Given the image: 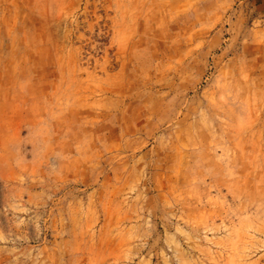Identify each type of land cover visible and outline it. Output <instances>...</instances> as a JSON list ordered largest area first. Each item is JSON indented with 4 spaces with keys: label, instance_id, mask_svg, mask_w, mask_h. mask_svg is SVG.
<instances>
[{
    "label": "rangeland",
    "instance_id": "obj_1",
    "mask_svg": "<svg viewBox=\"0 0 264 264\" xmlns=\"http://www.w3.org/2000/svg\"><path fill=\"white\" fill-rule=\"evenodd\" d=\"M0 264H264V0H0Z\"/></svg>",
    "mask_w": 264,
    "mask_h": 264
}]
</instances>
